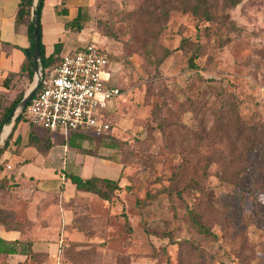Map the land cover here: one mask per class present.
<instances>
[{
    "label": "rangeland",
    "instance_id": "374dc122",
    "mask_svg": "<svg viewBox=\"0 0 264 264\" xmlns=\"http://www.w3.org/2000/svg\"><path fill=\"white\" fill-rule=\"evenodd\" d=\"M174 1L89 0L83 7L89 20L72 31L75 39L109 53L123 92L102 135L118 149L85 142V150L100 163L118 162L120 189L109 200L51 198L72 219H56L52 255L33 254L27 264H264V189L252 175L244 192L224 181L227 140L218 125L229 111L250 125L264 122V0L230 8L206 0L210 21ZM21 122L47 138L28 116ZM50 134L58 174H78L85 154ZM85 160L91 168L94 160ZM1 204L0 214L13 211Z\"/></svg>",
    "mask_w": 264,
    "mask_h": 264
},
{
    "label": "crops",
    "instance_id": "0c3cea01",
    "mask_svg": "<svg viewBox=\"0 0 264 264\" xmlns=\"http://www.w3.org/2000/svg\"><path fill=\"white\" fill-rule=\"evenodd\" d=\"M88 1L44 0L40 23L46 57L54 52L57 43L61 44L56 54L58 58L87 44L76 41L81 38L75 39L73 30L67 28L65 23L76 17L78 9L86 6ZM18 3L19 0H0V96L4 106L10 104L18 93L25 94L32 83H29L26 72L22 71L26 61L24 50L29 47L30 41L26 25L16 23ZM76 42L80 43L75 45ZM13 123L14 120L5 125L4 129L2 127L5 122L2 125L0 146L11 132ZM30 126L27 127L19 122L0 156V164L3 165L0 170V180L4 179L5 185L20 184L13 190L0 188V210L4 206L1 204L2 201L5 204L8 201L6 208L10 207L13 210L14 219L26 221L21 229L8 228L0 221V239L6 242L30 243L33 254L50 257L57 246V238L52 234L54 223L58 220L60 225L65 224L68 219H72V214L62 206L50 203L49 200L58 195L62 201L86 192L76 190L65 173L58 174L53 148L47 153H41L28 143L32 131ZM85 158L90 159V162L94 160L91 168L86 169ZM97 160L91 155H83L80 159L83 165L78 175L82 178L99 176L117 179L116 174L121 170L117 162L103 160L105 163H100ZM48 171L54 173L51 178L45 177L49 174ZM84 174L89 176L86 177ZM11 195L15 199L10 198ZM27 263L28 258L22 254L0 255V264Z\"/></svg>",
    "mask_w": 264,
    "mask_h": 264
},
{
    "label": "trees",
    "instance_id": "16d2710c",
    "mask_svg": "<svg viewBox=\"0 0 264 264\" xmlns=\"http://www.w3.org/2000/svg\"><path fill=\"white\" fill-rule=\"evenodd\" d=\"M175 3H179V7L184 12H191L195 16L200 14L204 15L206 21L212 19V15L209 12V6L206 0H175ZM238 0H223L225 8L234 7L238 4ZM34 0H19L18 9L16 11V23L25 24L27 28V35L30 41L28 48L24 50L26 55V61L23 65L22 71L26 72L27 79L29 83L32 82L34 77V62H33V19L38 18L39 21V47H40V67L41 72L45 74L47 71L58 66L61 57L58 58L56 54L59 52L61 47L60 43L55 44L54 52L46 57L44 53V45L42 43V32L40 16L43 7L44 0H36L35 6H33ZM193 5L190 7V4ZM182 5L186 7H181ZM34 7V10H33ZM33 14V16H32ZM89 17L85 12L83 7L78 9L76 17L67 21L65 26L71 30L81 31L83 29L84 23L88 22ZM188 43V39H183L181 45ZM100 51L107 54L110 59L109 53L100 45H98ZM181 48L183 46H180ZM197 54H192L189 57L190 67H195L193 59L197 57ZM120 88V87H119ZM122 91V89L120 88ZM24 92H20L14 98V100L4 106L2 103V97L0 96V129L4 124L6 118L9 116L11 111L14 109L16 104L22 99ZM24 111L17 115L14 120L11 132L4 141L3 145L0 146V156L2 152L7 147L9 140L12 138L14 131L19 122L24 118ZM236 123V125H235ZM220 126L219 131L223 132L226 137L227 148L225 154H222L220 160V167L223 169L224 181L232 183L240 191L244 192V183L247 178L254 177L253 185L255 188L264 189V122H259L256 124H248L243 122L238 112L229 111L222 117V120L218 124ZM235 125V127H234ZM110 130V129H109ZM108 130V131H109ZM107 131V132H108ZM47 134V138H38L33 133H30L28 137V143L31 146L36 147V149L41 153H47L52 148L51 134L49 131H44ZM90 134L83 132H70L66 139H62L64 145H67L70 149L77 150L85 155H93L92 153L86 152L85 142L96 143L98 148L106 149H118L119 144L115 139H105L102 135L107 134ZM100 135V136H99ZM96 136H99L96 138ZM107 140V141H106ZM95 156V155H93ZM118 163V162H117ZM3 165L0 164V170H2ZM67 179L74 185L75 189L78 191L92 193L97 195L103 200H109L112 192L120 189L118 182L115 179H110L106 177L91 176L89 178H82L78 174L68 172L65 173ZM3 180H0V188H7L13 190L15 186H19V183L5 185ZM264 192V191H263ZM1 211V210H0ZM4 215L0 214L2 218L0 221L8 228L21 229L24 225L14 219L13 213H7L4 211ZM196 218V214L194 213ZM26 222V221H25ZM9 254H22L28 259L33 256L31 251L30 243L24 242H6L0 239V255ZM199 264V263H197Z\"/></svg>",
    "mask_w": 264,
    "mask_h": 264
},
{
    "label": "built area",
    "instance_id": "2783aa9c",
    "mask_svg": "<svg viewBox=\"0 0 264 264\" xmlns=\"http://www.w3.org/2000/svg\"><path fill=\"white\" fill-rule=\"evenodd\" d=\"M122 93L110 59L91 41L62 55L58 66L41 72L40 86L24 115L32 125L59 132L65 139L70 132L101 134L110 129L107 112Z\"/></svg>",
    "mask_w": 264,
    "mask_h": 264
},
{
    "label": "water",
    "instance_id": "95a60500",
    "mask_svg": "<svg viewBox=\"0 0 264 264\" xmlns=\"http://www.w3.org/2000/svg\"><path fill=\"white\" fill-rule=\"evenodd\" d=\"M36 0H34L33 6H35ZM34 10V7H33ZM33 16V14H32ZM33 25H34V30H33V62H34V77L32 80V83L23 95L22 99L16 104L14 109L11 111L9 116L5 120L4 126L7 125L8 123L12 122L15 120L17 115L21 113L24 108L26 107L27 103L29 100L34 96L35 92L38 90L40 86V81H41V67H40V47H39V21L37 17H34L33 19ZM2 130L0 129V136H1Z\"/></svg>",
    "mask_w": 264,
    "mask_h": 264
}]
</instances>
